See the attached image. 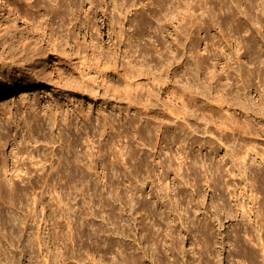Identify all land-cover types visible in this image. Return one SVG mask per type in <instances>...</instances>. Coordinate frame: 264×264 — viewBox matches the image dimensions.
<instances>
[{"label": "rangeland", "instance_id": "obj_1", "mask_svg": "<svg viewBox=\"0 0 264 264\" xmlns=\"http://www.w3.org/2000/svg\"><path fill=\"white\" fill-rule=\"evenodd\" d=\"M263 181L264 0H0V264H264Z\"/></svg>", "mask_w": 264, "mask_h": 264}, {"label": "bare ground", "instance_id": "obj_2", "mask_svg": "<svg viewBox=\"0 0 264 264\" xmlns=\"http://www.w3.org/2000/svg\"><path fill=\"white\" fill-rule=\"evenodd\" d=\"M131 52H132V50H131ZM47 64H48V59L46 58V59H45V65H47ZM84 68H85V67H84ZM83 70H84V69H83ZM133 77H134V75H133V71L131 70V72H130L128 78H129V80H133ZM55 106H56V105H55ZM56 107H57V106H56ZM247 124H248V121H247ZM247 124H246V126H248ZM249 127H250V125H249ZM250 129H251V128H250ZM248 132H249V131H248ZM253 160H254V159H253ZM255 160H256V159H255ZM263 182H264V181H263ZM258 183H259V182H258ZM244 253H245V252H244ZM245 255H246V253H245ZM245 255H244V257L248 256V255H246V256H245ZM249 255H250V254H249ZM247 258H251V257H247ZM247 260H248V259H247ZM249 260H250V259H249ZM249 260H248V261H249Z\"/></svg>", "mask_w": 264, "mask_h": 264}]
</instances>
